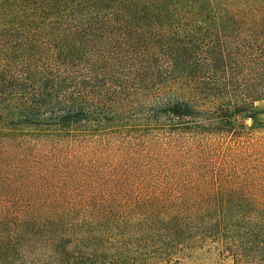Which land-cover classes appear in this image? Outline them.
Segmentation results:
<instances>
[{
	"label": "trees",
	"instance_id": "obj_1",
	"mask_svg": "<svg viewBox=\"0 0 264 264\" xmlns=\"http://www.w3.org/2000/svg\"><path fill=\"white\" fill-rule=\"evenodd\" d=\"M262 101L264 0H0V264H264Z\"/></svg>",
	"mask_w": 264,
	"mask_h": 264
},
{
	"label": "rangeland",
	"instance_id": "obj_2",
	"mask_svg": "<svg viewBox=\"0 0 264 264\" xmlns=\"http://www.w3.org/2000/svg\"><path fill=\"white\" fill-rule=\"evenodd\" d=\"M256 119L259 121L264 122V101L260 102L257 104V109H256ZM240 119H243L244 121L248 123H252L253 119L250 117H241Z\"/></svg>",
	"mask_w": 264,
	"mask_h": 264
}]
</instances>
